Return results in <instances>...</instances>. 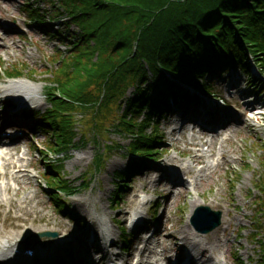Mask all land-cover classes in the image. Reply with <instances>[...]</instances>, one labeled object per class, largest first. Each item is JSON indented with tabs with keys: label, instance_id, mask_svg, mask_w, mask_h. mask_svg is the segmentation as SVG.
<instances>
[{
	"label": "rangeland",
	"instance_id": "374dc122",
	"mask_svg": "<svg viewBox=\"0 0 264 264\" xmlns=\"http://www.w3.org/2000/svg\"><path fill=\"white\" fill-rule=\"evenodd\" d=\"M32 1L34 6L39 7L44 13L48 11L46 10L47 0ZM59 24L60 31L64 33L71 31L77 34L79 31L77 25L66 29V25L61 21L55 22L54 25L58 27ZM58 49L66 52L67 46L63 45L57 37L47 34L37 25V22H32L28 18L22 0H0V71L2 76L0 77V99L4 100L2 97L7 96V92H4L5 89L9 88L14 81L8 80L6 74L14 68V65H17L22 69L26 78L31 76L35 79L39 91L37 112H46L51 105L46 97L47 82L44 80L51 76L45 72L48 69H56L57 64L54 63L53 55ZM31 71L37 73L30 75ZM152 76L153 74L150 73L149 78ZM249 82L244 71L238 68L230 69L223 77L214 81V92L216 96L228 100L235 95H241L243 91L256 90V92H259L262 88L264 90L263 78L261 81L258 79L253 81L256 86L250 85ZM234 87H236L235 90ZM133 93L134 88H130L129 95H133ZM157 93L155 90L153 96H156ZM262 97L261 102L264 103V93ZM208 102L211 103L214 111L218 110V115L223 114L222 111L226 110L232 113L234 117L235 115L242 117L245 123L244 126L238 127L237 122L230 121L228 130L224 132L219 130L221 136L216 140L213 139L214 155H210L208 145L201 146L203 152L207 155L209 165L215 166L218 161L222 160L224 153H227L231 160L230 164H225L222 169L216 170L211 177H209V174L212 168L200 172L201 166L195 167L190 152L192 147L188 142L192 135H201L199 133L201 126L195 125V122L182 116L178 109H174V112L169 115L158 118L163 141L162 146H159V148L164 150L159 154L160 159L157 161L151 160L149 157L130 154L127 149L130 142L129 136L119 129L115 130L111 127L106 134L104 132L101 135L99 134L97 141H94V133L89 128H84L76 139V145L69 149L65 158L58 159L59 156L51 155L52 153L50 155L42 154L39 147H45L49 134L43 131L35 121L36 124H33L34 129L32 131L33 136L22 139L20 143L14 146V152L17 154L26 151L27 156L25 159L28 163L29 176L19 182H15L10 176L0 177V198L4 196L8 199L19 200L27 195L32 198L31 204L40 211L37 214H31L30 221L27 224L24 221L20 222L21 224L24 223V226L19 231L23 233L30 229L34 231V236L45 232L58 233V236L53 237V240L50 236L37 238L52 243L54 249H62L64 255L72 256L76 249L85 253L88 249L85 246L88 243L85 238L90 236L94 238L96 229L105 230V227H108L111 230L110 240L114 246L110 247L104 244V247L106 246L104 252H109L111 257L120 256L123 261L127 260L130 264H137L141 260H144L145 263L146 260L154 258L152 254L149 255L146 251L144 256L137 257L141 251L137 247L142 244L140 236L142 228L148 227L152 231L157 230L158 236L152 238L151 242L148 243V248L159 252L163 246L160 242L165 240V233L170 232L172 234L184 226L192 225L191 218L197 208L199 206H210L212 210L222 211L223 221L226 220L224 225L222 221V224L215 229L222 226L227 228L228 221L232 220L231 226L225 234L228 238L227 244L224 233L220 232L225 241H223L222 251L218 254L219 261L222 264H237L235 256V253H237L247 264H253V261L258 258V244L253 241L252 235L255 233L257 211L254 200L260 196L256 183L258 175L264 170L261 165V158L264 155L258 149L260 148L259 145L263 146L264 144V109L260 110L252 107L253 111L248 112L246 107L227 106L223 101L217 102L215 98H209ZM1 106L0 103V126L3 127L7 123L6 117L11 109L6 110ZM212 109L209 111V120L212 116ZM195 117L197 118V116ZM77 118L81 119L82 115H77ZM226 119L223 117L220 122H224ZM219 125L217 122V128L220 127ZM90 126L92 127V125ZM90 126L88 124V127ZM172 130L174 132L170 133ZM87 133L88 141L83 143L81 137ZM214 134L206 132V136H204L206 141H210ZM110 144L115 145L111 150L108 149ZM99 152L104 153L106 160L103 166L96 168L94 162ZM44 158L57 159L56 164H64V175L78 187L74 195L65 196L61 193L68 203L69 212H59L48 195V190L44 187L46 185L43 178L44 173L47 171V166L42 160ZM140 161L144 165L143 168L146 169L138 171L136 175L134 174L129 180H126L129 186L125 187L122 197L118 201L119 203L112 204V195L119 182L118 172H124L134 162ZM159 167L177 169L175 171L180 172V178L188 183L189 191L184 193L182 187H174L171 199L166 194L165 186H158V190L155 192V187L149 184L148 179L158 175L155 168ZM190 167L197 169L193 174L194 176H186L188 174L186 169ZM87 175L91 179V184L85 187L84 183ZM201 178L203 179L201 180ZM5 183L10 186L8 192L1 188ZM201 196L205 197L206 203L194 207L193 203L196 200L200 199L202 201ZM81 203L86 204L88 213L83 211ZM154 208L158 210L157 219H152L151 216ZM123 211H126L125 215L122 214ZM8 212L9 207L7 206L0 217L1 225L5 220L10 222L9 219L7 220ZM15 223H19V220L15 219ZM119 225L128 227L130 233L131 240L128 244L129 252L127 253L122 251V232ZM19 231L8 227L6 235L12 237L13 234L16 235ZM80 232L85 233L82 239L77 238ZM89 232L90 234H88ZM62 235L74 241L59 244ZM177 235L183 237L181 234ZM200 235L207 234L200 233ZM157 242L160 243L159 247L155 246ZM73 243L76 244V249L73 247ZM180 244L186 249L192 248L194 252L203 254L201 252L203 246L200 243H196V245L182 240ZM164 247L166 246L164 245ZM175 262L176 260L172 261L173 264ZM109 263V260H105L103 264ZM162 264L169 263L164 262Z\"/></svg>",
	"mask_w": 264,
	"mask_h": 264
},
{
	"label": "trees",
	"instance_id": "16d2710c",
	"mask_svg": "<svg viewBox=\"0 0 264 264\" xmlns=\"http://www.w3.org/2000/svg\"><path fill=\"white\" fill-rule=\"evenodd\" d=\"M47 1L46 13L32 2L25 7L41 29L67 46L66 52L58 49L54 54L56 69L47 71L55 87L48 91L52 107L43 114L41 125L50 134L44 153L66 155L84 128L94 133V141L114 128L130 137L131 153L155 158L162 144L156 118L173 105L193 99L176 81L208 92V73L214 75L226 66L250 68V55L264 68V0ZM52 20H64L66 29L77 25L79 31L64 33ZM22 74L19 66L8 71L11 76ZM155 90L158 93L153 96ZM150 128L153 132H148ZM87 135L81 138L83 143ZM114 147L108 145L110 150ZM259 147L264 152V144ZM105 160L99 152L94 166H103ZM44 162L50 197L61 213L68 212L60 193L70 196L78 188L64 175V164L45 158ZM142 167L134 163L118 172L112 204L119 203L129 184L126 180ZM258 177L253 239L259 248L253 264H264V170ZM122 230L127 244L129 233ZM237 263L246 264L240 257Z\"/></svg>",
	"mask_w": 264,
	"mask_h": 264
},
{
	"label": "bare ground",
	"instance_id": "6f19581e",
	"mask_svg": "<svg viewBox=\"0 0 264 264\" xmlns=\"http://www.w3.org/2000/svg\"><path fill=\"white\" fill-rule=\"evenodd\" d=\"M8 92H11L12 94H16V95H22L23 99L26 101H29V97L30 100L32 102H34V97L33 95L37 93V88L35 86H33L32 84H30L27 81H22L21 84L18 85H11L9 88H7ZM27 95H29V97H27ZM32 95V96H31ZM239 102V104L241 106H245L247 107V105L245 103L242 102L241 98L238 97L236 98ZM224 118H227L223 125V132L229 129V122L233 119L234 121L238 122V127L244 126V120L242 119V117H237L235 115V117L241 119V120H237L234 115H232V113H230L229 111L223 110L222 111ZM210 113L207 110L206 113H202V115H200V117L196 118L195 116L191 115L185 116L189 119V121L195 122V125L201 126V129L199 131V133L201 134L200 136H195L192 135L190 137V140L188 141L189 144L191 145V157H192V161L195 165V167L201 166V168L199 169L200 172H202L204 169L207 170H211L209 177L212 176V174L218 170V169H222L223 166L225 164H230L231 160L229 159V156L227 155V153L223 154L222 160L218 161L215 166L209 165V163L207 162V155L203 152L202 147L203 145H208L209 147V152L210 155H214L215 154V147H214V140L218 139L221 136V133H215V135L212 136V140L210 139V141H206L205 137L206 136V132H211V130H213L214 126L217 124V122H219L220 120H222L223 116L222 115H218L216 114L213 117H210L209 120V116ZM1 117V116H0ZM195 118V119H194ZM209 127H211V129H208ZM182 129V128H181ZM174 131L172 130L170 133H173ZM3 147L1 151H0V177H12V179L15 182H19L21 179L24 178H28L29 173H28V163L25 162V155L27 154L26 151L23 152L21 155L15 153V147L14 146H6L4 144H2ZM174 162V160H172ZM158 171V175L156 177H150L148 179L149 184L152 187H155V192H157L156 190H158V186H165L166 187V194L170 197V199L173 197V188L174 187H182L183 192L186 193L189 191V187H188V183H186L185 181H183L180 176H179V171L173 173L172 170H170V168H164V167H159V168H155ZM177 170V169H175ZM197 171L196 168H187L186 172L188 173V175H192L195 174V172ZM203 178H201L202 180ZM198 184V183H197ZM2 189L6 190V192H8L10 190V186L8 183H5L1 186ZM202 201L196 200L193 203V206L197 207L198 205H200L201 203H206L205 201V197L201 196ZM32 198H30L28 195L23 197L22 199L19 200H15L13 198L8 199L4 196H1L0 198V217L2 215V213H4L5 208L8 206L9 207V212L7 213V220L9 219L10 222H5L1 225L0 224V264H21L18 262H15V260L13 259V254L12 251L14 252L16 247H19V245L21 244H33L35 242H43L41 240H34V231L28 229L26 231H24L23 233L20 232L19 230H21L24 226V223L27 224V222L30 221V215L31 214H37L40 210L37 209L36 206L32 205ZM81 206L83 207V211L85 213H88V209L86 208V204L85 203H81ZM123 215L126 214V211L122 212ZM229 215V214H228ZM230 216V215H229ZM15 219L19 220V223H15ZM96 219V217L94 218V220ZM24 221L23 224H21L20 222ZM231 222L232 220L230 219L228 221V227H221L219 229H215L214 231H210L209 233H206L207 235H200V233L197 231H194V227L192 225L190 226H184L182 229L178 230V231H174L172 234L170 232L165 233V240H162L161 246H162V251L158 252L157 255H161V258H156L154 256L153 259L150 260H146L145 263L143 262L144 260H141L140 262H137V264H160L161 260H165L166 262L171 263L173 258H178L177 259V263L176 264H182L184 261H186V259L188 258V256L190 255L191 251H189L188 249L184 248L183 246H181L180 241L184 240L188 243H200L203 247L202 249V253L204 255V261L203 264H222V262L219 261V256L218 254L222 251L223 249V237L221 236L220 232L224 233V237L226 238V233L228 228L231 226ZM226 223V220L224 219L223 221V225ZM8 227H12L15 228L19 231L18 234H13L12 237L6 235V230ZM91 232V231H90ZM90 232L88 234H90ZM85 233H81L80 235L78 234L77 238H84ZM177 234H181L183 237H180ZM96 235L103 238H110V234H107V232L102 231L100 229H96ZM51 240H53L51 238ZM70 241H74V240H70ZM69 241V242H70ZM151 242V238H146L143 243L145 244V246L142 247L141 251H140V255L144 256V252L148 251V243ZM159 243V245H160ZM169 243V244H168ZM228 243V238H226V244ZM37 244H35L36 246ZM73 247L76 249V244L73 243L72 244ZM158 245V244H157ZM158 245V246H159ZM164 245L166 247H164ZM197 245V244H196ZM53 247V245H50L47 242H43V245H41L42 249H46L45 254H48L51 252L50 249ZM87 248V252H88V256H92L94 255L97 251V249H99L98 246H96V244H94V241H89L86 245ZM197 248V247H196ZM195 248V250H196ZM198 249V248H197ZM12 250V251H11ZM78 250V249H76ZM102 250L104 251L105 248L103 247ZM200 252V253H201ZM62 249L58 250L57 252L53 253V255L51 257H47L46 260L48 261V263H52L55 264L57 260L62 259ZM156 255V250H151L149 252V255ZM170 254V255H168ZM119 257V256H118ZM73 258V257H72ZM73 260H78L82 263H86V259H84V257L81 255H79V253H76V256L73 258ZM92 260H89V263ZM21 262V261H20ZM87 263V264H89ZM23 264H41L40 262H36L34 259L33 260H29L27 263L23 262ZM196 264V263H193Z\"/></svg>",
	"mask_w": 264,
	"mask_h": 264
},
{
	"label": "water",
	"instance_id": "95a60500",
	"mask_svg": "<svg viewBox=\"0 0 264 264\" xmlns=\"http://www.w3.org/2000/svg\"><path fill=\"white\" fill-rule=\"evenodd\" d=\"M222 216L221 211H214L209 206H202L197 209L193 223L200 232L208 233L221 225Z\"/></svg>",
	"mask_w": 264,
	"mask_h": 264
}]
</instances>
